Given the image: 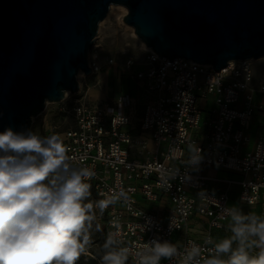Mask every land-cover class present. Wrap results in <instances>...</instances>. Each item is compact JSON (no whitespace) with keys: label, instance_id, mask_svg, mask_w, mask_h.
<instances>
[{"label":"built area","instance_id":"2783aa9c","mask_svg":"<svg viewBox=\"0 0 264 264\" xmlns=\"http://www.w3.org/2000/svg\"><path fill=\"white\" fill-rule=\"evenodd\" d=\"M254 61L234 60L216 72L210 64L160 58L148 49L143 63L128 58L119 67L122 77L137 87L119 97L120 108L88 100L87 94L59 102V111L69 118L61 132L67 154L95 173L85 203H93L89 214L102 225L97 246L119 231L120 247L128 249L126 264H138L135 253L152 239L171 241L181 252L192 241L208 255L214 247L205 244L209 237L219 242L232 235L222 208H230V194L235 197L213 182L235 186L236 198L259 206L264 216V121L254 139L251 133L255 115L264 118V65L256 76ZM106 63L113 65L114 59ZM88 65L89 76L102 70L96 55L88 57ZM135 98L142 103L138 118ZM197 148L202 160L193 169L188 161ZM205 167L228 177H211ZM121 189L127 201L119 198L102 213L95 207ZM194 217L206 228L200 238L188 235ZM160 264H182V259L162 258Z\"/></svg>","mask_w":264,"mask_h":264},{"label":"water","instance_id":"95a60500","mask_svg":"<svg viewBox=\"0 0 264 264\" xmlns=\"http://www.w3.org/2000/svg\"><path fill=\"white\" fill-rule=\"evenodd\" d=\"M160 58L210 64L264 57V0H0V131L31 129L47 103L80 90L111 5Z\"/></svg>","mask_w":264,"mask_h":264},{"label":"clouds","instance_id":"9594fccd","mask_svg":"<svg viewBox=\"0 0 264 264\" xmlns=\"http://www.w3.org/2000/svg\"><path fill=\"white\" fill-rule=\"evenodd\" d=\"M201 160L197 148L188 165L198 169ZM94 175L67 154L57 134L44 136L11 127L0 131V264H76L94 219L89 214L93 203H85ZM119 198L129 199L121 189L95 207L102 213ZM222 213L230 218L232 235L219 242L209 237L205 244L214 247L208 255H202V246L192 241L181 252L171 241L152 239L135 253L138 264L177 257L182 264H264V216L235 206L222 208ZM169 227H174L171 222ZM122 243L119 231L110 232L100 264H126L128 249L120 247ZM254 250L258 251L253 254Z\"/></svg>","mask_w":264,"mask_h":264},{"label":"rangeland","instance_id":"374dc122","mask_svg":"<svg viewBox=\"0 0 264 264\" xmlns=\"http://www.w3.org/2000/svg\"><path fill=\"white\" fill-rule=\"evenodd\" d=\"M117 14L113 13L108 20L103 22L97 29L94 43L89 51L88 57L96 55L97 61L102 65V70L96 75L87 76L84 72L80 71L77 74V82L80 86V94L75 95L67 93L64 102H70L73 98L79 97L80 95L91 94L93 98H106L109 104L116 108L118 106L119 97L123 96L127 92H135L137 90L136 83L124 79L121 74L119 67L122 65L125 59L131 58L137 63H143L147 54V49L143 45L139 38L133 35V28L129 27L123 22V13L121 10ZM127 13V12H126ZM113 58L114 64L108 65L107 59ZM253 62V69L256 76H259L262 66L264 65V58ZM108 76V80L101 84L100 88L98 85L99 78L97 77ZM128 81V82H127ZM102 89V90H101ZM104 92V93H103ZM95 93V96H94ZM98 93V97L96 95ZM260 96L256 97L259 100ZM136 112L134 113L135 118L140 116L141 104L138 98H135ZM59 103H47L45 110L37 117L32 118L31 129L38 131L41 135L48 136L57 134L61 138V132L65 128L63 124L68 125L69 118L64 119L62 113L59 111ZM211 176L222 175L228 177V174L218 173L217 171H210ZM233 192V191H232ZM234 193V192H233ZM235 197L230 194L228 199V206L241 208L245 213H254L260 215V207L257 205L249 206L241 203ZM119 210H124V205H118ZM194 217L190 220L188 225V235L193 238H200L205 233V226L199 223ZM97 225L102 228L99 222L92 221L91 228L85 233L88 236L89 241L84 244L85 251L81 254L85 264H100V259L104 254L103 245L102 247L95 244L100 238L101 230H97ZM217 231H214V236ZM83 243V240L81 241ZM91 254V255H89Z\"/></svg>","mask_w":264,"mask_h":264},{"label":"crops","instance_id":"0c3cea01","mask_svg":"<svg viewBox=\"0 0 264 264\" xmlns=\"http://www.w3.org/2000/svg\"><path fill=\"white\" fill-rule=\"evenodd\" d=\"M121 74V73H120ZM122 76V75H121ZM97 77V76H96ZM97 78H99V80H98V84H96V85H98L100 88H102L101 87V84L104 82V81H106V80H108V76H102V77H97ZM91 89V88H90ZM90 89H89V91H90ZM102 90V89H101ZM89 91H88V94H87V98H88V100H104V99H106V98H93L92 96H91V94H90V96H88L89 95ZM104 93V92H103ZM96 95H97V97H98V93H96ZM94 96H95V93H94ZM260 103L261 104H263L264 105V97L260 100ZM264 121V118L261 116V114L260 113H257L256 115H255V117L253 118V120H252V122H253V124H252V126H251V133H252V138L254 139L255 137H256V135H257V132L259 131V129L261 128V124H262V122ZM252 141H254V140H252ZM212 170H214V171H217L218 173H225L226 174V172H224V171H221V170H217V169H214V168H212V167H205V169H204V172L206 173V174H208L209 176H211L210 174H209V172L210 171H212ZM211 177H215V176H211ZM216 177H224V176H222V175H219V176H216ZM212 186L214 187V188H216V189H220V190H228V191H233L234 193H236V187L235 186H228V185H225V184H220V183H212ZM232 192V193H233ZM233 193V194H234Z\"/></svg>","mask_w":264,"mask_h":264},{"label":"bare ground","instance_id":"6f19581e","mask_svg":"<svg viewBox=\"0 0 264 264\" xmlns=\"http://www.w3.org/2000/svg\"><path fill=\"white\" fill-rule=\"evenodd\" d=\"M117 10H121L122 11V13H123V16L126 14V12H127V8L125 7V6H123V5H111L110 6V8H109V12H108V14H107V16L100 22V25L101 24H103V22H105L106 20H108L109 19V17L113 14V13H115V14H117L119 11H117ZM129 27H131V26H129ZM132 28V27H131ZM133 35H135V33H134V31H133ZM136 36V35H135ZM144 45V44H143ZM145 46V45H144ZM146 47V46H145ZM146 49L148 50V49H150V48H148V47H146ZM264 58V57H263ZM255 61H258V60H261V59H254ZM67 94V93H66Z\"/></svg>","mask_w":264,"mask_h":264},{"label":"trees","instance_id":"16d2710c","mask_svg":"<svg viewBox=\"0 0 264 264\" xmlns=\"http://www.w3.org/2000/svg\"><path fill=\"white\" fill-rule=\"evenodd\" d=\"M76 264H85L83 256L80 255L79 259L76 261Z\"/></svg>","mask_w":264,"mask_h":264}]
</instances>
